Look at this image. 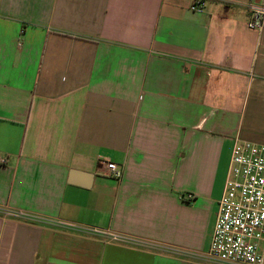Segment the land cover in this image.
I'll return each mask as SVG.
<instances>
[{"label":"crops","instance_id":"crops-1","mask_svg":"<svg viewBox=\"0 0 264 264\" xmlns=\"http://www.w3.org/2000/svg\"><path fill=\"white\" fill-rule=\"evenodd\" d=\"M202 1L0 0V264H216L234 143L264 146V30L256 0Z\"/></svg>","mask_w":264,"mask_h":264},{"label":"built area","instance_id":"built-area-1","mask_svg":"<svg viewBox=\"0 0 264 264\" xmlns=\"http://www.w3.org/2000/svg\"><path fill=\"white\" fill-rule=\"evenodd\" d=\"M203 5L202 0H197L192 9L202 11ZM248 27L259 32L264 30L263 6L257 3L250 6ZM2 162L5 163L4 160ZM107 169L109 176L122 177V171L115 163H108ZM187 198L192 200L193 196L189 194ZM32 219L40 220L38 217ZM65 226L74 228L72 225ZM89 232L115 243L137 242L116 233ZM206 257L216 264H264V146L235 141Z\"/></svg>","mask_w":264,"mask_h":264},{"label":"water","instance_id":"water-1","mask_svg":"<svg viewBox=\"0 0 264 264\" xmlns=\"http://www.w3.org/2000/svg\"><path fill=\"white\" fill-rule=\"evenodd\" d=\"M256 3L259 4L260 3V0H256ZM74 175H76V174H74Z\"/></svg>","mask_w":264,"mask_h":264}]
</instances>
